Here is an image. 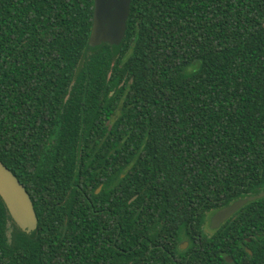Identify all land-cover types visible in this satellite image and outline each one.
Wrapping results in <instances>:
<instances>
[{
  "label": "trees",
  "instance_id": "1",
  "mask_svg": "<svg viewBox=\"0 0 264 264\" xmlns=\"http://www.w3.org/2000/svg\"><path fill=\"white\" fill-rule=\"evenodd\" d=\"M94 7L0 0V160L38 217L0 197V264H264V197L204 229L264 191V0H132L118 47Z\"/></svg>",
  "mask_w": 264,
  "mask_h": 264
},
{
  "label": "water",
  "instance_id": "2",
  "mask_svg": "<svg viewBox=\"0 0 264 264\" xmlns=\"http://www.w3.org/2000/svg\"><path fill=\"white\" fill-rule=\"evenodd\" d=\"M131 2L132 0H95L90 47L103 43H110L113 47L121 45L126 35ZM0 197L19 228L28 235H34L38 227V217L32 198L17 175L1 160ZM262 197H264V191L258 195L237 199L213 211L210 215L211 225L218 227L248 202ZM228 260L232 261L230 257Z\"/></svg>",
  "mask_w": 264,
  "mask_h": 264
},
{
  "label": "flooded vegetation",
  "instance_id": "3",
  "mask_svg": "<svg viewBox=\"0 0 264 264\" xmlns=\"http://www.w3.org/2000/svg\"><path fill=\"white\" fill-rule=\"evenodd\" d=\"M211 215V214H210ZM236 218V216H235V214H233L232 216H230L227 220H225L224 222H222L217 228H215L214 230H211L210 231V229H211V219H210V216L208 217V219H207V222H206V224L204 225V229H205V231L209 234V235H211V234H213V232L216 230V229H219L221 226H223V224H226L229 220H233V219H235ZM183 245L185 246V247H183ZM182 249L183 250H185V251H179V252H185V253H188L187 255H188V257L189 256H191L193 253L195 254L198 250H195V249H190L191 248V245H190V242L189 241H185V243H183L182 244ZM246 248V250H248V247H245ZM214 254L215 253H217V252H221L222 253V251H212ZM227 258V260H228V258L229 257H226ZM231 258V257H230ZM232 259V258H231ZM229 261V260H228ZM233 261V260H232ZM231 262V261H230Z\"/></svg>",
  "mask_w": 264,
  "mask_h": 264
},
{
  "label": "rangeland",
  "instance_id": "4",
  "mask_svg": "<svg viewBox=\"0 0 264 264\" xmlns=\"http://www.w3.org/2000/svg\"><path fill=\"white\" fill-rule=\"evenodd\" d=\"M215 228H217V227H213V226L211 225V229H210V231H211V230H214ZM184 243H185V242H184Z\"/></svg>",
  "mask_w": 264,
  "mask_h": 264
}]
</instances>
